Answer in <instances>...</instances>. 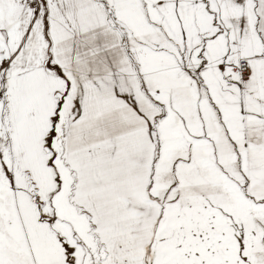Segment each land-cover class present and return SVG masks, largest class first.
I'll list each match as a JSON object with an SVG mask.
<instances>
[{"label":"snow or ice","instance_id":"1","mask_svg":"<svg viewBox=\"0 0 264 264\" xmlns=\"http://www.w3.org/2000/svg\"><path fill=\"white\" fill-rule=\"evenodd\" d=\"M0 264H264V0H0Z\"/></svg>","mask_w":264,"mask_h":264}]
</instances>
